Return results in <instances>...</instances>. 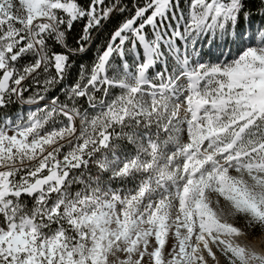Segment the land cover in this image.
<instances>
[{
  "label": "snow or ice",
  "instance_id": "6c2138e0",
  "mask_svg": "<svg viewBox=\"0 0 264 264\" xmlns=\"http://www.w3.org/2000/svg\"><path fill=\"white\" fill-rule=\"evenodd\" d=\"M0 264H264V0H0Z\"/></svg>",
  "mask_w": 264,
  "mask_h": 264
},
{
  "label": "trees",
  "instance_id": "16d2710c",
  "mask_svg": "<svg viewBox=\"0 0 264 264\" xmlns=\"http://www.w3.org/2000/svg\"><path fill=\"white\" fill-rule=\"evenodd\" d=\"M110 29H111V25H109L108 28L103 33L96 35L94 37L93 45L91 46V48L86 53L82 54V58L79 61L80 63L88 64L89 62L92 61V59L94 58V55L96 53L97 48L103 46ZM76 31L77 32L79 31V26H77ZM17 110H18V106L13 109V111H17Z\"/></svg>",
  "mask_w": 264,
  "mask_h": 264
},
{
  "label": "rangeland",
  "instance_id": "374dc122",
  "mask_svg": "<svg viewBox=\"0 0 264 264\" xmlns=\"http://www.w3.org/2000/svg\"><path fill=\"white\" fill-rule=\"evenodd\" d=\"M91 62H89L88 64H90Z\"/></svg>",
  "mask_w": 264,
  "mask_h": 264
},
{
  "label": "bare ground",
  "instance_id": "6f19581e",
  "mask_svg": "<svg viewBox=\"0 0 264 264\" xmlns=\"http://www.w3.org/2000/svg\"><path fill=\"white\" fill-rule=\"evenodd\" d=\"M34 107V106H33Z\"/></svg>",
  "mask_w": 264,
  "mask_h": 264
}]
</instances>
